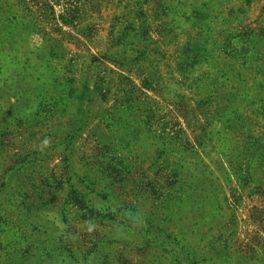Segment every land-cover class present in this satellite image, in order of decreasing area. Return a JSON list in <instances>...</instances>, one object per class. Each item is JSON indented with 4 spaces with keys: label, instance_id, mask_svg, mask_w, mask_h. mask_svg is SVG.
<instances>
[{
    "label": "rangeland",
    "instance_id": "obj_1",
    "mask_svg": "<svg viewBox=\"0 0 264 264\" xmlns=\"http://www.w3.org/2000/svg\"><path fill=\"white\" fill-rule=\"evenodd\" d=\"M0 264H264V0H0Z\"/></svg>",
    "mask_w": 264,
    "mask_h": 264
}]
</instances>
